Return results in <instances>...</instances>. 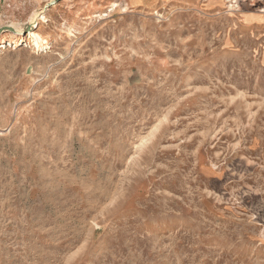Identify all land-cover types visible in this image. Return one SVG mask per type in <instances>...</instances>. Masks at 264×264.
Returning <instances> with one entry per match:
<instances>
[{
  "label": "rangeland",
  "instance_id": "374dc122",
  "mask_svg": "<svg viewBox=\"0 0 264 264\" xmlns=\"http://www.w3.org/2000/svg\"><path fill=\"white\" fill-rule=\"evenodd\" d=\"M0 264H264V0H0Z\"/></svg>",
  "mask_w": 264,
  "mask_h": 264
},
{
  "label": "water",
  "instance_id": "95a60500",
  "mask_svg": "<svg viewBox=\"0 0 264 264\" xmlns=\"http://www.w3.org/2000/svg\"><path fill=\"white\" fill-rule=\"evenodd\" d=\"M52 5V3H49L45 9H49V7Z\"/></svg>",
  "mask_w": 264,
  "mask_h": 264
},
{
  "label": "bare ground",
  "instance_id": "6f19581e",
  "mask_svg": "<svg viewBox=\"0 0 264 264\" xmlns=\"http://www.w3.org/2000/svg\"><path fill=\"white\" fill-rule=\"evenodd\" d=\"M10 37H12L13 35H12V33L10 32V33H7Z\"/></svg>",
  "mask_w": 264,
  "mask_h": 264
}]
</instances>
